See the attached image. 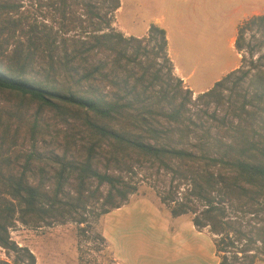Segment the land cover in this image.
<instances>
[{
	"label": "trees",
	"instance_id": "1",
	"mask_svg": "<svg viewBox=\"0 0 264 264\" xmlns=\"http://www.w3.org/2000/svg\"><path fill=\"white\" fill-rule=\"evenodd\" d=\"M120 6L0 0V248L27 257L0 264H35L11 238L17 224L84 225L91 209L122 208L137 192L133 170L143 163L171 175L161 202L172 205L173 218L192 214L198 230L233 232L264 248V233L253 241L241 221L234 230L228 220V209L264 213V16L237 31L239 51L247 31L262 38L248 45V66L193 99L174 75L166 32L151 25L145 36H124L112 26ZM166 125L180 127L182 139L201 130L197 150L166 142ZM224 242L226 253L234 242Z\"/></svg>",
	"mask_w": 264,
	"mask_h": 264
},
{
	"label": "rangeland",
	"instance_id": "2",
	"mask_svg": "<svg viewBox=\"0 0 264 264\" xmlns=\"http://www.w3.org/2000/svg\"><path fill=\"white\" fill-rule=\"evenodd\" d=\"M21 1L25 5L29 3V0ZM256 2L258 0H120L121 6L114 14L112 26L126 37L145 36L151 25L163 29L173 66L181 76L187 78L186 81L182 79L183 83L194 92L195 99L199 93L212 88L229 72L248 66L251 58L248 54L249 46L255 47L262 38L253 31H247L246 46L242 51L236 49V38L233 47L231 46V38L235 34L239 17L238 6ZM260 54L257 52L253 58L256 59ZM243 57L245 61L242 60ZM174 75L179 77L175 69ZM189 107L196 113V107ZM213 108L211 106L209 111ZM166 130L168 132L164 140L171 146L196 151L200 145L201 130L189 132V136L183 139L180 127L166 125ZM133 172L132 179L137 192L129 196L123 209L106 215H99L98 209H91L84 225L69 222L52 227L32 228L17 224L10 231L12 240L18 247L26 248L34 255L35 264H116L112 247L121 252L122 257L131 258L134 263L142 256L156 258L167 255L170 251L166 243L171 239L169 236L180 234V225L192 222L193 215L173 218L170 214L172 205L161 202V196L170 188V174L157 170L149 163L136 166ZM107 189L106 185L102 188L104 193ZM181 192H184L183 188ZM228 213V220L234 223V230L239 229L238 223L241 221L242 230L249 239L256 241L259 237H264V213L242 216L232 209H228ZM204 229L201 230H210L208 227ZM171 230L177 232L173 233ZM181 232L192 242L201 243L206 238L210 239L206 234L199 237L189 228ZM214 236L218 255H226L230 264H247L250 260H261L264 256L260 241L251 245L247 240L236 241L233 232ZM224 239V243L230 240L234 242V247L225 248L226 253L220 251L224 249L223 244H220ZM143 240L151 241L152 248H141ZM158 242L162 245L159 249L162 255H158V250L154 249ZM248 245L253 251L246 253L244 249ZM0 259L10 263L27 261L24 251L6 252L2 248Z\"/></svg>",
	"mask_w": 264,
	"mask_h": 264
},
{
	"label": "crops",
	"instance_id": "3",
	"mask_svg": "<svg viewBox=\"0 0 264 264\" xmlns=\"http://www.w3.org/2000/svg\"><path fill=\"white\" fill-rule=\"evenodd\" d=\"M238 10L239 17L237 20V25L235 26L236 30L234 36L231 38L232 47L237 35L238 27L242 23L254 16H264V0H258V3L256 2L255 4L240 5L238 6ZM174 69L180 79H183L184 81L187 80V78L179 74L177 68L174 67ZM121 209L123 208H120L119 210ZM187 228H189L191 232L197 233L199 237H202L203 234H206L210 239L206 238V240L201 241V243L197 241L192 242L186 236L181 234V230L185 231ZM205 230L206 229H204V231ZM204 231L198 230L192 222H189L188 224L180 225V234H173L172 236H169L171 239H169L166 243L168 248L170 247V251L167 252V255L157 256L156 258H152L151 256H142V258H139L134 263L131 258H127L128 256L122 257L121 252H118L115 247H112V253L114 257L113 259L116 264H219L220 258L216 249L215 236L209 231ZM167 232L169 231L167 230ZM171 232L176 233L177 231L171 230ZM141 244H143L140 245L143 249L152 248L151 241L143 240ZM161 246V242H158L156 245H154V249L158 250V255L160 253L162 255V252L159 251V249L162 248ZM255 264H264V258L257 261Z\"/></svg>",
	"mask_w": 264,
	"mask_h": 264
}]
</instances>
